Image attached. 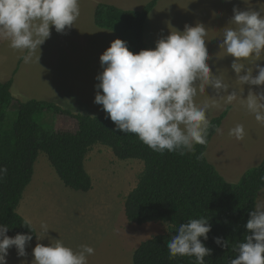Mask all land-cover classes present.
Returning <instances> with one entry per match:
<instances>
[{
  "label": "rangeland",
  "instance_id": "1",
  "mask_svg": "<svg viewBox=\"0 0 264 264\" xmlns=\"http://www.w3.org/2000/svg\"><path fill=\"white\" fill-rule=\"evenodd\" d=\"M149 0H80V16L72 28L57 33L50 26V37L40 45L38 63H24V53L9 47L7 40H0V81H6L13 71L10 88L13 102L8 109L4 124L16 116L18 102L29 99L53 101L73 113L100 114L102 106L94 103L99 83L95 77L102 71L99 57L118 37L110 30L94 24L93 12L98 3L112 4L124 10H140ZM238 10H264V0H158L149 13L144 27L146 49H154L156 41L166 37L170 28L183 31L185 25L201 23L208 32L206 47L210 59L207 63L216 74L225 76L231 83L229 93L243 88L242 98L251 89L255 93L264 86L239 85L230 65L233 57L224 55L219 47L223 28L231 27L233 8ZM255 63L264 66V56ZM252 66V61H245ZM257 70L253 67V76ZM209 86L205 93L195 98L197 104L209 103L208 118L217 116L229 107L226 117L219 126L221 133H215L205 151L207 160L229 182L235 183L245 170L257 165L264 157V126L258 124L238 102L225 105ZM41 122L52 125L55 130L74 132L75 119L63 115L43 112ZM237 123L243 124L247 135L238 141L228 135L229 129ZM84 167L92 179L89 192H75L64 186L50 165L46 155L39 152L34 163L31 182L26 187L18 207V213L25 218L40 236L41 221L50 228L48 237L60 239L78 250L80 245H89L95 254L88 257V264H132V254L137 245L150 236L167 232L166 225L150 222L143 225L130 223L124 213L126 194L135 186L142 162L135 159L120 160L111 150L96 144L88 152ZM264 203V189L256 198ZM9 236L14 237L12 234ZM48 237L36 238L26 248L30 262L32 249L37 243L49 244ZM30 252V253H29ZM7 264L27 263L26 257H18L15 247L8 250ZM31 264V263H30Z\"/></svg>",
  "mask_w": 264,
  "mask_h": 264
},
{
  "label": "clouds",
  "instance_id": "2",
  "mask_svg": "<svg viewBox=\"0 0 264 264\" xmlns=\"http://www.w3.org/2000/svg\"><path fill=\"white\" fill-rule=\"evenodd\" d=\"M231 27L223 28V39L219 47L224 55L233 57L230 65L239 85L264 86V66L255 62L264 56V10L233 8ZM80 16V0H0V40H7L9 47L24 53V63H38L40 45L51 35L50 26L57 33L72 28ZM208 32L205 26L185 25L181 32L170 28L166 37L158 39L154 49H143L138 53L129 50L127 42L114 39L100 55L102 71L95 77L99 81L94 103L101 105L114 123V131L134 134L152 151L163 154L187 153L195 155L196 145L208 143L209 128L214 127L208 118L209 103L197 104L195 98L211 87L225 105L238 102L255 121L264 126V90L248 91L242 98L243 88L229 93L232 86L221 74L213 72L207 63L210 59L206 47ZM248 66L245 61H252ZM253 67L257 74L253 76ZM217 133L222 130L215 128ZM228 135L243 141L247 135L243 124L237 123ZM204 153L196 156L202 159ZM8 173L0 166V180ZM264 179V177H262ZM209 218L189 219L176 228L175 235L167 242L169 258L177 256L195 257L196 264H205V257L212 250L202 242L211 231ZM27 224V222H25ZM40 236L48 237L49 227L41 221ZM247 234L243 241L232 245L237 253L229 264H264V203H257L249 213L245 224ZM9 227L0 224V264H7L8 250L15 247L18 257H26V246L31 234L6 235ZM30 233H32V230ZM49 244L37 243L32 249L31 264H88V257L95 254L89 245H80L78 250L66 246L62 240L48 237ZM213 242L229 247L223 237H214ZM22 264L24 262L22 261Z\"/></svg>",
  "mask_w": 264,
  "mask_h": 264
},
{
  "label": "trees",
  "instance_id": "3",
  "mask_svg": "<svg viewBox=\"0 0 264 264\" xmlns=\"http://www.w3.org/2000/svg\"><path fill=\"white\" fill-rule=\"evenodd\" d=\"M158 0H149L140 10H124L112 4L98 3L93 12L94 24L112 31L127 42L134 54L146 49L144 27ZM17 68L13 71V74ZM0 81V166L8 173L0 180V224H6V234H31L34 227L18 213L23 193L31 182L34 163L43 152L65 187L86 193L92 179L84 167L88 152L94 145L108 147L120 160L135 159L143 164L135 186L126 194L123 208L130 223L143 225L160 222L171 228L189 219L206 216L211 224L208 239L202 242L212 250L205 264H229L237 253L232 245L243 241L245 224L254 210L258 193L264 189V157L248 168L235 183L227 181L210 163L205 151L212 136L226 117L229 107L210 119L208 143L196 145L195 155L187 153H156L134 134L114 131L115 125L106 112L90 115L73 113L53 101L29 99L18 102L15 118L4 124L13 97L10 88L13 77ZM63 114L75 119L74 132L55 130L41 122L43 112ZM204 153L202 159L196 156ZM27 222V224L25 223ZM32 233H30V230ZM175 230L159 233L140 242L132 254V264H196L195 257L169 258L166 247ZM227 239L229 247L221 248L214 237ZM29 242V243H30Z\"/></svg>",
  "mask_w": 264,
  "mask_h": 264
},
{
  "label": "crops",
  "instance_id": "4",
  "mask_svg": "<svg viewBox=\"0 0 264 264\" xmlns=\"http://www.w3.org/2000/svg\"><path fill=\"white\" fill-rule=\"evenodd\" d=\"M7 236H9L8 234H6ZM9 237H12V236H9ZM33 242V241H32ZM32 242H30V243H28V245L26 246V248H28L29 249V245L32 243ZM32 251V250H31ZM26 252H27V250H26ZM28 253V252H27ZM30 253V252H29ZM31 256V258H33V256L32 255H30ZM27 259H28V261H27V263H25V264H30L31 262H30V259H29V254L27 255Z\"/></svg>",
  "mask_w": 264,
  "mask_h": 264
}]
</instances>
